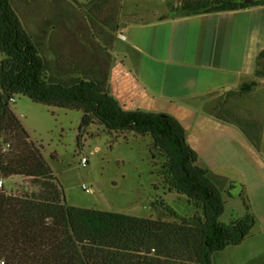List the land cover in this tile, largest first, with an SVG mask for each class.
I'll return each instance as SVG.
<instances>
[{"label": "trees", "instance_id": "trees-1", "mask_svg": "<svg viewBox=\"0 0 264 264\" xmlns=\"http://www.w3.org/2000/svg\"><path fill=\"white\" fill-rule=\"evenodd\" d=\"M246 1L182 0L169 6L181 16L264 6V0ZM0 54V181L5 182L0 187V264H215L216 254L241 246L252 236L259 223L255 214L222 220L226 196L234 197L238 186L244 189L240 196L247 206L245 185L214 173L189 143L180 120L167 113L129 111L110 91H100L93 78L73 86L49 82L41 50L12 0H0ZM257 76L264 78V51ZM259 85L256 79L244 83L207 112L238 126L261 152L264 114L244 116L237 110L238 102L252 97ZM20 95L37 104L82 112L81 150L86 135L152 136L150 153L154 160H164L155 163L163 188L185 196L193 215L170 220L69 205L44 146L32 140L13 109V100ZM14 177L31 185L20 194L11 193L6 183ZM154 207L174 213L162 196ZM248 264H264V253Z\"/></svg>", "mask_w": 264, "mask_h": 264}, {"label": "crops", "instance_id": "crops-1", "mask_svg": "<svg viewBox=\"0 0 264 264\" xmlns=\"http://www.w3.org/2000/svg\"><path fill=\"white\" fill-rule=\"evenodd\" d=\"M181 1L126 0L115 28L99 29L98 36L94 32L84 50L74 23L65 32L61 24L42 22L43 16L38 21L41 13L33 12L35 21L24 25L34 39L42 37L38 46L45 65V55L52 54V64L54 54L62 79L76 85L93 78L100 91H110L129 111L167 113L180 120L189 143L212 171L245 185L247 206L240 186L229 198L240 199L246 213L258 217L252 238L264 240V140L259 152L238 126L207 112L216 100L256 79L257 92L239 101L237 110L244 116L264 114V78L257 76L264 51V6L191 16L171 13L169 5Z\"/></svg>", "mask_w": 264, "mask_h": 264}, {"label": "rangeland", "instance_id": "rangeland-1", "mask_svg": "<svg viewBox=\"0 0 264 264\" xmlns=\"http://www.w3.org/2000/svg\"><path fill=\"white\" fill-rule=\"evenodd\" d=\"M12 1L25 24L35 21V18L30 19L33 12L41 13L38 21L43 16L42 22H51L52 26L55 23L61 24L65 32L74 23L81 30L80 43L83 50L87 39H92L94 32L98 36L99 29L115 28L121 7L126 4V0ZM170 10L172 13L173 8ZM35 39L37 44L43 43L39 34ZM51 47L54 50L53 44ZM45 57L49 82L67 85L75 83L73 80L62 79L56 72L54 54L52 64L49 55ZM12 106L32 140L44 146V155L62 183L69 205L140 217L161 216L170 220H181L193 215L194 211L185 196L167 192L163 188L155 163L161 165L164 160L153 159L150 153L152 136L130 134L115 138L104 132L95 138L86 135L81 150L78 148V136L82 112L37 104L23 95L17 96ZM98 128L94 127L93 132H97ZM84 158L89 160L87 164H83ZM27 185H31V182L22 177H14L6 183L9 192L14 194L22 193ZM85 186L91 192H87ZM159 196L168 202L174 213L154 207ZM226 200L227 211L223 221L230 222L246 214L240 199L226 196ZM254 229L256 233L258 228ZM250 238L241 246L230 247L216 254L215 264H246L261 254L264 251V240L261 237Z\"/></svg>", "mask_w": 264, "mask_h": 264}, {"label": "built area", "instance_id": "built-area-1", "mask_svg": "<svg viewBox=\"0 0 264 264\" xmlns=\"http://www.w3.org/2000/svg\"><path fill=\"white\" fill-rule=\"evenodd\" d=\"M14 102L16 101V99L13 100ZM89 162V160L87 158H84L83 159V164H87ZM5 185V182L2 180L0 181V187H3ZM84 189L87 191V192H91L90 189H88L86 186L84 187ZM152 253H156V249L155 248H152L151 249Z\"/></svg>", "mask_w": 264, "mask_h": 264}, {"label": "water", "instance_id": "water-1", "mask_svg": "<svg viewBox=\"0 0 264 264\" xmlns=\"http://www.w3.org/2000/svg\"><path fill=\"white\" fill-rule=\"evenodd\" d=\"M246 2L251 4L254 2V0H247Z\"/></svg>", "mask_w": 264, "mask_h": 264}]
</instances>
